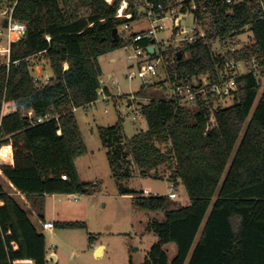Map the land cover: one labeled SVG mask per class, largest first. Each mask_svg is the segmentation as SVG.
Here are the masks:
<instances>
[{"label":"trees","instance_id":"1","mask_svg":"<svg viewBox=\"0 0 264 264\" xmlns=\"http://www.w3.org/2000/svg\"><path fill=\"white\" fill-rule=\"evenodd\" d=\"M137 1L128 0L132 19L116 17L122 0L17 2L14 18L25 23L26 31L0 60V172L41 219L47 195L89 192L90 183L80 179L76 166L87 146L74 110L97 101L103 74L99 57L123 47L120 28L140 18ZM11 2L0 0V6ZM196 16L205 38L184 43L181 58L175 54V63L168 66L172 81L203 74L218 80L216 64L228 58L256 64L264 75L260 4L201 0ZM246 30L252 32L251 40L235 51L214 50L213 42L226 44ZM38 54L45 55L52 69L51 82L43 86L32 75L30 59ZM238 82L234 103L227 107L213 98L199 99L196 106L176 105L159 90L149 91L159 82L142 84L137 95L158 97L138 106L146 130L129 138L121 118L98 127L119 193L134 194L137 209L163 214L147 223L158 240L140 264H264V84L253 72L239 76ZM45 114L58 118L38 122ZM6 148L9 158L3 161ZM132 164L143 175H167L175 186L183 184L190 204L176 207L168 195H143L127 187ZM163 167L169 174L161 173ZM0 200V264H47L45 234L30 210L5 190L3 180ZM54 225L86 228L80 221ZM129 264H134L132 258Z\"/></svg>","mask_w":264,"mask_h":264},{"label":"rangeland","instance_id":"2","mask_svg":"<svg viewBox=\"0 0 264 264\" xmlns=\"http://www.w3.org/2000/svg\"><path fill=\"white\" fill-rule=\"evenodd\" d=\"M2 9L3 7L0 6V16ZM182 24L190 28L197 25V22L194 15L190 13L182 20ZM147 26L148 23L144 18L133 22L134 30ZM182 37L184 36H175L171 28L157 33L163 49L178 46L182 43ZM251 38L252 32L246 30L226 44L219 40L213 42V48L223 52L227 48L234 46L237 48L240 43H247ZM1 45L4 46V44ZM132 52V49L122 47L101 55L99 61L104 71L101 78L109 86L113 95L107 92L108 99L100 98L92 105L74 110L87 146V152L76 159V166L80 179L90 183L89 192L50 195L46 199L45 214L49 218L54 217L57 221L85 222L86 228L42 229L41 232L46 236L47 249L55 251L58 255L55 260L49 259L47 264H129L131 258L134 264H140L144 261L151 245L158 240L157 235L147 229V223L153 217L161 218L163 214L137 209L132 204L134 194L119 193L108 163L106 148L98 134L99 126L112 125L119 118L122 119L124 133L129 138L147 129V121L139 114L137 104L129 101V96L136 94L141 85L146 84L140 78L129 79L128 77L131 68L127 56ZM0 54V60L6 57L5 52ZM110 56L115 57L116 61L111 62ZM30 60L34 74L37 68L43 69V75L52 74L51 65L45 55L38 54ZM136 68V66L133 67V69ZM260 80L264 84V75ZM149 91L153 92V88ZM233 103V97L220 101L224 107ZM1 156L2 160L6 161L4 150ZM130 168L132 175L125 182L127 187L135 190L136 193L147 189L150 195H168L170 182L167 175L160 177L143 175L135 164H132ZM160 170L161 173L169 174V170L164 167ZM1 173L0 181L3 180L5 190L17 196L15 190L2 178ZM176 188L178 196L173 200L176 207L189 205L190 198L185 186L178 184ZM74 197H78V200H73ZM32 217L37 222L38 217L33 215ZM90 235L95 237L93 242L89 240ZM97 245L104 246L101 255L96 254ZM170 251L171 254L175 252L173 244L170 246Z\"/></svg>","mask_w":264,"mask_h":264},{"label":"built area","instance_id":"3","mask_svg":"<svg viewBox=\"0 0 264 264\" xmlns=\"http://www.w3.org/2000/svg\"><path fill=\"white\" fill-rule=\"evenodd\" d=\"M109 3L113 0H107ZM201 0H165L164 2H154L151 0H138L137 9L139 19L131 23H125L121 29V34L124 38L125 49H132V53L127 56L129 67V79L140 78L146 84H154L159 82L153 90H159L162 98L170 101L176 105H189L196 106L199 99L213 98L215 104H220V101L227 97H235L239 82L238 77L253 72L256 77L261 79L260 66L251 65L247 60H235L228 58L223 62L216 64L218 73V80H213L211 75L203 74L191 77L187 81L176 82L170 79L168 73V66L175 63V54L181 52V47L184 43H193L199 39L205 38V31L201 27L199 20L196 16L198 2ZM229 6H236L249 1H255L260 4L264 13V0H222ZM18 0H12L11 3L6 4L0 16V53L5 52L4 55L8 56L10 51L11 42L20 39L26 31L24 22L14 18V9ZM128 0H122L117 12L116 17L132 19L133 13L128 11ZM192 13L196 19L197 25L188 27L182 24L188 14ZM144 18L148 26L139 30L133 29V22L139 21ZM171 28L172 33L184 36L181 38L182 43L178 46H172L169 49H163L162 44L157 38V33L165 29ZM142 42H147L142 44ZM1 44H4L2 46ZM154 46L152 52L148 48ZM160 46V47H159ZM159 50V52H158ZM232 51L236 47H231ZM2 51V52H1ZM171 51V53H169ZM1 55V54H0ZM3 55V54H2ZM187 58V56H186ZM136 66V69L133 67ZM43 69L37 68L36 73L32 75L34 81L38 86L49 84L52 79L51 74L43 75ZM111 77V75H110ZM193 82L198 83L195 86ZM101 86L97 91L98 99H108V87L103 78L100 79ZM152 99H158L153 96H143L133 94L129 96L131 103H136L139 106L142 102H148ZM57 116L45 114L38 116V122H44L51 119H57ZM60 132V131H58ZM66 179V175H62ZM168 197L170 199L177 198V188L174 183H170L168 187ZM143 195H150V191L145 189ZM73 200H78L74 197ZM45 229H53L55 227L53 221L42 222ZM15 264V262L13 263Z\"/></svg>","mask_w":264,"mask_h":264},{"label":"crops","instance_id":"4","mask_svg":"<svg viewBox=\"0 0 264 264\" xmlns=\"http://www.w3.org/2000/svg\"><path fill=\"white\" fill-rule=\"evenodd\" d=\"M110 58V61L111 62H115L116 61V58L115 57H113V56H110L109 57ZM101 64V63H100ZM101 67H102V71H103V66H102V64H101ZM103 73H104V71H103ZM111 75V74H110ZM107 87H108V92H110L111 93V90H110V88H109V86L107 85ZM113 94L111 93V96H112ZM4 152H5V156H4V159H6V160H8V151H7V148L6 149H4ZM1 173V172H0ZM1 176H2V178L5 180V181H7L9 184H10V186L15 190V194L17 195V196H15V195H13L14 197H16L22 204H24L29 210H31V214H30V217H31V219H32V221L34 222V224L36 225V227L41 231L42 229H45L44 228V226H43V224H42V222H48V221H53V222H55V221H57L54 217H52V218H49V217H47V215L46 214H44L45 215V218L44 219H41V218H39V216L35 213V211L32 209V207H31V204H30V202L26 199V197L23 195V194H21V192L5 177V175H3L2 173H1ZM1 182V181H0ZM52 196H54V195H59V194H51ZM18 196H20V197H18ZM48 196H50V195H47V197ZM4 204V202L2 201V200H0V205H3ZM46 207V206H45ZM32 215L33 216H35V217H38V220H37V222L36 221H34V219H33V217H32ZM49 230V229H48ZM100 245H97V247H99ZM103 251H104V249H102V252L101 253H103ZM48 252H49V254L48 255H53V258H51V259H53V260H55L57 257H58V255H57V253L55 252V251H49L48 250ZM48 258V257H47ZM32 264H33V262H32Z\"/></svg>","mask_w":264,"mask_h":264},{"label":"water","instance_id":"5","mask_svg":"<svg viewBox=\"0 0 264 264\" xmlns=\"http://www.w3.org/2000/svg\"><path fill=\"white\" fill-rule=\"evenodd\" d=\"M113 36H114V39L115 41L118 40V28H114L113 30ZM154 49V46H151L148 48V51L149 52H152ZM179 58H181V53L179 52ZM195 84V86H198L199 84L196 83V82H193ZM149 176H154L155 174L154 173H150L148 174ZM104 248V246L100 245L97 250H96V254L97 255H100L101 254V251L102 249ZM53 258V255H48V259H51ZM15 264H32V261H29V260H21V261H16Z\"/></svg>","mask_w":264,"mask_h":264},{"label":"bare ground","instance_id":"6","mask_svg":"<svg viewBox=\"0 0 264 264\" xmlns=\"http://www.w3.org/2000/svg\"><path fill=\"white\" fill-rule=\"evenodd\" d=\"M111 1V0H110ZM102 252V251H101ZM101 255V254H100Z\"/></svg>","mask_w":264,"mask_h":264}]
</instances>
